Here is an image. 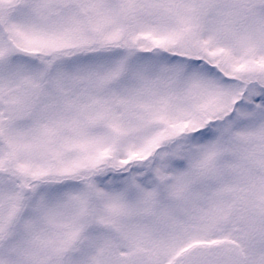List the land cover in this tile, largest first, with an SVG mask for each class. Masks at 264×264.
Returning <instances> with one entry per match:
<instances>
[{
  "label": "snow or ice",
  "instance_id": "obj_1",
  "mask_svg": "<svg viewBox=\"0 0 264 264\" xmlns=\"http://www.w3.org/2000/svg\"><path fill=\"white\" fill-rule=\"evenodd\" d=\"M0 264H264V0H0Z\"/></svg>",
  "mask_w": 264,
  "mask_h": 264
}]
</instances>
